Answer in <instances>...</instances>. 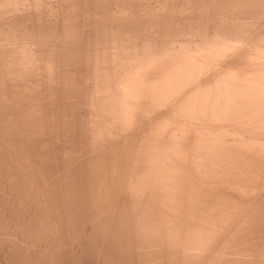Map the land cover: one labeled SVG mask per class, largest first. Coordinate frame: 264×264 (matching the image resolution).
I'll list each match as a JSON object with an SVG mask.
<instances>
[{"label":"bare ground","instance_id":"obj_1","mask_svg":"<svg viewBox=\"0 0 264 264\" xmlns=\"http://www.w3.org/2000/svg\"><path fill=\"white\" fill-rule=\"evenodd\" d=\"M89 1H79L82 3L80 6L83 9L88 7ZM96 1L94 3L98 4V9H102H100L101 12L106 10V7L105 9L103 7L107 5L103 2L107 3L108 0ZM59 2H62L60 7L65 5V9H68L62 0ZM75 2L72 5H75ZM102 3L104 6L99 5ZM80 6L78 5L79 9L74 8L77 13L74 9L72 13L77 15L78 10L80 12ZM170 10L168 12L172 13ZM64 12L61 13L64 14ZM99 15L101 16V13ZM168 15L166 14L167 17L164 19H167ZM100 16L99 18L103 17ZM157 16L156 19L161 15ZM199 16L202 17L203 14ZM207 16H209L208 13ZM72 17L74 19V16ZM107 17L106 19L103 17L102 20L105 22L108 20ZM87 18L84 17V19ZM59 20L58 22H61L65 19ZM68 20L70 19H66ZM230 20L228 22L225 20V24H230ZM80 22L77 23H79V29H82L80 25L83 22L81 24ZM106 22L104 25L100 22V27L95 28L97 34L91 33L92 36L97 35L94 39L89 36L94 41L91 42V39H88V33L85 32L88 28H86L82 32L74 29L75 33L77 32V38L72 37L74 41H68V38L69 43L65 39L66 30L64 26L62 27L66 24L65 22L61 24L62 22L55 21L58 26L51 34L45 27L43 28L45 24L41 28V24L37 25L38 29L29 31L27 28L19 29V23H17L15 26L16 28L18 26L20 30L19 35L23 36L20 44L17 43L18 46L15 45L8 50L0 48V226L2 224L3 227L8 228L7 230L15 231L18 239L13 241H19L15 244L11 243L13 245L8 254L3 256L4 260H1L0 264H254L255 260L252 259L255 256L244 254L245 251L241 253L240 247L239 249L229 247L232 242L230 239H228L229 244H226L229 234L237 228L239 223L241 224L244 213L248 211L247 203L251 202V198L249 197V201L237 207H233L235 205L233 202V206L231 202L227 204L228 206H216L214 202V206L208 205L202 198L197 201L200 203L202 201L201 204L198 203V206L194 204L196 209L194 205H188L195 196L191 197L187 192L189 190V192L191 190L203 192L207 185L214 191L218 187L216 184L224 183L226 179L228 185L233 184L228 180L234 178L233 173L242 170L244 171L240 172L241 175L236 174L239 179L236 176L234 178V187L242 186L244 182L250 185L251 178L250 181L246 178L247 182L240 181L247 170L244 168H248L249 162H253V159L258 161L257 155L262 154L264 161V34H256L259 38L256 37L258 43L254 42V35L253 39L250 36L249 40L254 42L250 44L245 37L250 34L249 30L246 31L247 28L238 27L241 33L243 29L246 31L242 35H238L237 31L234 33V29L229 30L231 24L226 27L227 31L233 32H230L231 34L225 33L226 29L224 32L225 27L222 28L223 32H219L221 28L218 30L215 27V32L210 33L209 29H206L209 28L206 24L208 21H205V25L200 29L193 30L191 27L189 31H185V37H175V34L171 37L173 33L169 37L167 34L171 30L169 28L170 31L166 32L164 22L162 25L166 30L161 27L158 29V27L156 29L159 32L155 29L158 33L154 32L156 35L152 33L154 37L147 40L144 37L143 42H140L142 39L138 38V35L142 33L134 36V32L132 36L127 32V35L132 37L124 39L123 37L126 36V32L122 36L124 29L123 31L119 29L120 34H116L115 27L113 26L114 31L112 29L109 31V24ZM242 23L244 24L242 26L247 25ZM236 24L235 26H238ZM154 25L157 26L156 23ZM70 28L73 27L69 26L68 29ZM109 28H111L110 25ZM2 30L4 34L11 31L9 29L5 31V28ZM164 31L166 33H163ZM109 32L111 34L114 32L112 41L109 39ZM245 33L248 34L244 35ZM88 40L92 43L90 47L95 46L94 49L92 48L94 52L90 51L92 56H89L94 60L90 65L95 68V70L92 69L95 74L91 71L95 80L92 77L94 83L92 85L90 81L91 85L89 84L88 74L91 73L86 70L88 74H83L87 75L84 80L87 85L83 86L85 77L81 74L83 68L81 62L84 59V52L88 50ZM47 44L51 47L49 48ZM85 57L88 63L91 59H87L88 53ZM66 62L68 66L70 63L73 64V67L69 66L68 70L70 77L71 74L72 78L76 76L74 81L66 76L68 72L64 70ZM62 67L66 73L61 70ZM71 70L76 75L73 76ZM8 75L18 76L14 81L16 85H9L10 81H7L11 78H8ZM26 75L27 78L32 77V80L28 78L26 81ZM22 87L23 90L26 87L27 93L23 92ZM18 88L22 91H18ZM25 100L28 103L25 104ZM81 108L84 110L82 111ZM20 109L22 113L19 112ZM33 138L36 140L39 138L38 141L44 143L43 147L48 149L46 153V150L42 152L43 156L40 153L41 156L37 157L30 155L33 152L31 148L32 152H29V147L26 148L27 145L24 146L21 143L22 140H33ZM88 138L91 139L89 140L91 148L94 147L95 151H100L103 157L97 156L99 160L91 158L92 161H89L87 158L84 159L85 161L81 159L79 161L77 156L81 154H76L82 144L85 143L84 146H88ZM75 142H79L80 147L79 145L77 147ZM57 143L62 145L57 146ZM84 146L82 145L81 148L83 149ZM82 149L81 151H84ZM251 152L257 154L253 155ZM247 153L249 156L251 154L254 156L250 157V161L247 159L249 158L246 156ZM231 154L234 158L236 157V160ZM92 157L95 158V156ZM244 157L246 158L241 163L239 160H243ZM260 159L258 162L262 163ZM232 160L233 163L238 162L233 164ZM89 164H91L90 169ZM240 164H243V169ZM230 167L234 170L232 174ZM228 168L231 170L230 173ZM215 170L221 177L217 176ZM222 170L226 172L223 173ZM248 170L251 171L250 168ZM249 171L246 172L245 177ZM88 173H91V179L96 178L97 183L91 180L92 189L89 185L87 186L90 181ZM224 174L225 176H222ZM229 174L232 177L228 176ZM198 177H204L206 180L211 178L209 182L214 179L216 181L218 178L220 181L209 184L208 180L206 183L204 179L201 180ZM195 178L199 180L197 179L196 182ZM237 183L238 185H235ZM212 185H215L216 189ZM260 185V191H264V185L262 183ZM219 186H221L218 187L219 190L225 189L223 184ZM253 186L249 187L259 190V187L256 189ZM231 187L229 185L226 189L240 190L239 187H232V189ZM249 187L242 186L241 189L253 190ZM88 190H91L89 193L94 190H105L106 198L104 193L100 192L104 200H98L96 203L95 200L98 198L93 196L95 192H92L93 195L90 193L96 198L92 197L94 200H91ZM213 191L210 192L213 193ZM121 192H125L123 194L127 197L124 203L115 200V197L119 196L117 194L120 193L121 196ZM192 192L191 194L194 193ZM207 195L206 198L209 199V194ZM213 199L215 201V198ZM125 202L130 204L126 205ZM100 203L103 206H100ZM120 204L125 206L121 207ZM225 211H227V217L222 218L223 214H226ZM246 215L245 218H247ZM249 217L248 220L251 218ZM246 224L249 225V223ZM0 228L1 231L4 230ZM10 231L5 232L6 235H9ZM135 248L136 252L133 251ZM140 248L141 252L144 250L143 253L139 252Z\"/></svg>","mask_w":264,"mask_h":264},{"label":"rangeland","instance_id":"obj_2","mask_svg":"<svg viewBox=\"0 0 264 264\" xmlns=\"http://www.w3.org/2000/svg\"><path fill=\"white\" fill-rule=\"evenodd\" d=\"M28 1V2H27ZM60 0H0V27H2V28H0L1 29V35H0V48H2L3 50H8L10 47L11 48H14L15 47V45H17V43L18 44H20V41H22V37H20V35H19V33H20V30L19 29H22V28H27V29H29V31H33L34 30V28H37V27H39L40 26V24H41V26H40V28L43 26V28L45 27L46 28V30L51 34V32L53 31V32H55V27L57 28V23H61V24H63V22H65L66 24L64 25H62V27L64 26V28H65V30H66V32L65 33H67V35L65 34V39H66V41H67V39L69 38V39H71V40H69L68 39V41H74L76 38H77V32H79V30H81L80 32H82V31H84L86 28H88V30L86 29V31L85 32H87L88 34V39H91L90 37L92 36V34H94V32H95V34H97V30H95V28L96 29H98L97 27H100V22H104V20H102V18L103 19H106V16H108L107 17V19L108 20H105V22L107 23V24H109L110 26H111V28H109V25H108V29H109V31H111L110 29H112V31H114L115 29H116V34H120V30L119 29H122L121 31H123V29H124V31H123V34H122V36H124L125 35V32H126V36L125 37H123L124 39H126V38H128V37H132L133 36V34H134V32H135V34H134V36L135 35H138V34H141V35H138L137 37L138 38H140V39H142V40H140V42L142 41L143 42V38L145 37V39L147 40V39H149V38H152V37H154L153 36V34H154V32H156V33H158L159 32V30L158 29H163L165 26H166V29H167V31L166 32H169L170 30L172 31H170V33H168L167 35L169 36H171V34H172V36L171 37H173V35L175 36V37H185L186 35H184V34H186V32L185 31H189V29L192 27V29L193 30H198V29H200V27L201 26H204L205 24L204 23H206L205 21H208V23H206V24H208L207 26H209V28H206V29H209L208 31H210V33L211 32H215L214 30L217 28L218 30H219V28H221V31H219V32H223V30H224V32H225V29H226V32L225 33H236V31H237V33L239 32V34L238 35H242L243 33H244V29H246V31H248L250 34H249V36H245V37H247L248 38V40H249V38H250V36H251V38L253 39L254 37H255V43L257 42L256 41V37L258 36V35H260V33L261 34H264V0H229V2H228V0L227 1H225V0H202V1H200V0H179V1H177V0H108L107 1V3H105V2H103L104 3V5H107V6H104L103 5V3L102 4H99V5H103L104 7H103V9H105V7H106V10H103V12H101V10L100 9H98L99 7L97 6L98 4L97 3H94V1H96V0H94V1H89V3L88 4H90V5H88V7H85L84 9H86L87 10V8H88V10L86 11L85 10V12L83 11L84 9H83V7H81L80 6V4H82V3H80L79 1H81L82 2V0H62L63 1V4H66L67 6L66 7H68V9H65V5H63L64 6V9H63V6L62 7H60L59 5H61L62 4V2H59ZM65 1H66V3H65ZM73 1V2H72ZM76 1V2H75ZM79 3H78V2ZM126 1V2H125ZM139 1V2H138ZM175 3H174V2ZM210 1V2H209ZM219 1V2H218ZM233 1V2H232ZM238 1V2H237ZM241 1V2H240ZM4 2V3H3ZM9 3V2H11L10 4H12V5H10V4H7V3ZM25 2V3H24ZM36 2V3H35ZM41 2V3H40ZM43 2H45V3H43ZM74 2H75V5H76V3H78L77 4V6H75V5H72V4H74ZM91 2V3H90ZM97 2V1H96ZM122 2H124V3H122ZM136 4H135V3ZM208 4H207V3ZM215 2V3H214ZM221 2V3H220ZM24 3V4H23ZM32 3V4H31ZM61 3V4H60ZM111 3V4H110ZM170 3V4H169ZM174 3V4H173ZM203 3V4H202ZM224 3V4H223ZM240 3V4H239ZM16 5V7H15V5ZM23 4V5H22ZM51 4V5H50ZM92 4V5H91ZM128 4V5H127ZM165 4V5H164ZM172 4V5H171ZM194 4V5H193ZM260 4V5H259ZM17 5H20V6H17ZM43 5V6H42ZM46 5V6H45ZM78 5L80 6V12H79V10H78V14L77 15H81L82 17L84 16V17H86L87 18V16H88V18L87 19H84V17H83V19H82V17H76L77 15H75L76 13H77V10L75 11V9H79V7H78ZM121 5V6H120ZM137 5V6H136ZM192 7H191V6ZM203 5H204V7H203ZM223 5V6H222ZM6 6V7H5ZM21 6H23V7H21ZM58 8H57V7ZM97 6V7H96ZM132 6H133V8H132ZM159 6H160V8H159ZM164 8H163V7ZM168 8H167V7ZM172 6V7H171ZM177 7V8H175V7ZM206 6H208V7H206ZM224 6H226V7H224ZM237 6V7H236ZM240 6V7H239ZM244 6V7H243ZM73 7V8H72ZM78 7V8H77ZM90 7H91V9H90ZM94 7V8H93ZM95 7L97 8V9H95ZM101 7V6H100ZM158 7V8H157ZM203 7V8H202ZM49 8V9H48ZM55 8H57V9H55ZM59 8L61 9V10H59ZM72 8V9H71ZM75 8V9H74ZM140 8V9H139ZM211 8V9H210ZM234 8V9H233ZM246 8V9H245ZM2 9V10H1ZM9 9V10H8ZM32 9V10H31ZM73 9H74V12H76V13H72V11H73ZM83 9V10H82ZM129 9V10H128ZM172 10V13L171 12H168L169 10ZM261 9V10H260ZM37 10V11H36ZM56 10V11H55ZM64 10H65V12H64ZM81 10H82V12H81ZM93 10L95 11V12H93ZM117 10V11H116ZM155 10V11H154ZM164 10V11H163ZM166 10H167V12H166ZM170 10V11H171ZM175 12H174V11ZM193 10V11H192ZM200 10V11H199ZM208 10H210V11H207ZM232 10V11H231ZM3 13H2V12ZM64 12V14L63 13H61V12ZM97 11V12H96ZM99 11V12H98ZM105 11H106V13H105ZM123 11H124V13H123ZM160 11L163 13L164 12V14H165V16H164V14H162V13H160ZM178 11V12H177ZM213 11V12H212ZM238 11V12H237ZM22 12V13H21ZM27 12V13H26ZM93 12V13H92ZM141 12V13H140ZM157 14H156V13ZM166 12V13H165ZM205 12V13H204ZM230 12V13H229ZM233 12V13H232ZM2 13V14H1ZM16 13V14H15ZM24 13V14H23ZM61 13V14H60ZM69 13V14H68ZM71 13V14H70ZM81 13V14H80ZM87 15H85V14ZM101 13V16H103L102 18H99V16H98V14H100ZM102 13L105 15H102ZM119 13V14H118ZM153 13V14H152ZM158 13H160V14H158ZM183 13V14H182ZM207 13H208V15L210 16H207ZM232 13V14H231ZM240 13V14H239ZM32 14V15H31ZM67 16V17H69V18H67V17H65L64 18V16ZM72 14H74V15H72ZM149 14V15H148ZM166 14L168 15V14H172V15H168L169 17L167 18V19H164V18H166L167 16H166ZM200 14H203V16L201 17V16H199ZM212 14V15H211ZM239 14V16H238V18H237V15ZM4 15V16H3ZM11 15V16H10ZM22 15L24 16V17H22ZM27 15V16H26ZM35 15V16H34ZM50 15V16H49ZM60 15V16H59ZM70 15H71V17H70ZM157 15H161V16H159V18H157L156 19V16ZM235 15H236V17H235ZM30 16V17H29ZM72 16H74V19H73V17ZM100 16V17H101ZM164 16V17H163ZM222 16V17H221ZM230 16V17H229ZM243 16V17H242ZM8 17H9V21H8ZM11 17V18H10ZM30 19H29V18ZM41 17V18H40ZM47 17V18H46ZM52 17V18H51ZM58 17H60V18H62V19H65V20H61V22H58V20L60 19H58ZM127 17V18H126ZM129 17H130V19H129ZM135 17V18H134ZM138 17V18H137ZM150 17V18H149ZM158 17V16H157ZM160 17H161V19H160ZM201 17V18H200ZM235 17V18H234ZM2 18V19H1ZM19 18V19H18ZM31 18H32V20H31ZM39 18V19H38ZM72 18V19H71ZM78 18V19H77ZM132 18V19H131ZM155 18V19H154ZM171 18H173V19H171ZM205 18H207V19H205ZM215 18V19H214ZM232 20H234V23H233V20L231 21L230 19ZM240 18V19H239ZM6 19V20H5ZM17 19V20H16ZM58 19V20H57ZM66 19H70V20H68V21H66ZM76 19V20H75ZM113 19V20H112ZM155 21H153V20ZM160 21H159V20ZM162 19H164L163 20V22H162ZM178 19V20H177ZM192 19V20H191ZM199 19V20H198ZM210 19V20H209ZM226 20V22H228V20H230L229 22H231L230 24L231 25H234L233 27L229 24V23H227V24H225L226 22H225V20ZM247 19V20H246ZM14 20V21H13ZM78 20V21H77ZM87 23V24H85V22ZM97 20V21H96ZM130 20V21H129ZM132 20H134V21H132ZM156 20H157V22H156ZM212 20V21H211ZM243 20H245V21H243ZM1 21H3V23L1 22ZM8 21V22H7ZM20 21H21V23H20ZM27 23H26V22ZM34 21H35V23H34ZM55 21L57 22L56 24H55ZM60 21V20H59ZM71 23H70V22ZM74 21V22H73ZM75 21H77V22H79V21H81L80 22V28H84L83 30L82 29H79V26H78V24L79 23H77L76 22V24H75ZM88 21V22H87ZM151 21V22H150ZM159 21V22H158ZM167 21V22H166ZM181 23H180V22ZM189 21V22H188ZM201 21H202V23H201ZM24 22V23H23ZM29 22V23H28ZM104 22V23H105ZM126 22V23H125ZM138 24H137V23ZM160 22H161V24H160ZM165 22V23H164ZM173 22H175V23H173ZM200 22V23H199ZM214 22H216V23H214ZM222 22V23H221ZM237 22H239V23H237ZM242 22H244L245 23V25L246 26H242V25H244ZM253 22L255 23V24H253ZM10 23V24H9ZM17 23H19V29H18V26H17V28H16V26L15 25H17ZM31 23V24H30ZM50 23V24H49ZM68 23H70V25L68 24ZM98 23H99V26H98ZM104 23L103 24H101V25H104ZM121 23V24H120ZM150 23V24H149ZM157 24V26L156 25H154V24ZM164 23V25H162ZM170 23V24H169ZM237 23V24H236ZM259 23V24H258ZM9 24V25H8ZM25 24V25H24ZM68 24V25H67ZM75 24V25H74ZM94 24V25H93ZM96 24V25H95ZM107 24H105L106 26H107ZM119 24V25H118ZM124 26H123V25ZM131 24V25H130ZM152 24V25H151ZM169 24V25H168ZM180 24V25H179ZM202 24V25H201ZM215 24V25H214ZM221 24H223V25H221ZM235 24L236 25H238V26H235ZM241 24V25H240ZM253 26H252V25ZM261 24V25H260ZM2 25V26H1ZM14 25V26H13ZM37 25H39V26H37ZM52 25H54V26H52ZM56 25V26H55ZM67 25V26H66ZM73 25V26H72ZM87 25V26H86ZM116 25H118V26H116ZM137 25H138V27H137ZM213 25V26H212ZM228 25H230L229 27H230V29L229 30H233V32L232 31H227V26ZM250 25V26H249ZM7 26L9 27V28H7ZM21 26V27H20ZM26 26V27H25ZM47 26V27H46ZM69 26L70 27H73L72 29L70 28V29H68L69 28ZM75 26V27H74ZM82 26V27H81ZM85 26V27H84ZM96 26V27H95ZM115 28H114V27ZM156 26V27H155ZM164 26V27H163ZM190 26V27H189ZM212 26V27H211ZM219 26V27H218ZM222 26V27H221ZM248 26V27H247ZM5 28V31H9V30H11V31H9L8 33L7 32H5V34L3 33L4 31L2 30V29H4ZM13 29H12V28ZM29 27V28H28ZM78 27V28H77ZM94 27V28H93ZM118 27V28H117ZM147 29H146V28ZM155 27V28H154ZM159 27V28H158ZM161 27V28H160ZM184 27V28H183ZM196 27V28H195ZM216 27V28H215ZM223 27H225L223 30H222V28ZM228 27V28H229ZM235 27H236V30H235ZM238 27L240 28V29H242L243 27H244V29L242 30V32L243 33H241V30H239L238 31ZM11 28V29H10ZM32 28V29H31ZM39 28V29H40ZM51 30H50V29ZM54 30H53V29ZM77 28V29H76ZM107 28V27H106ZM113 28H114V30H113ZM126 28V29H125ZM135 28V29H134ZM156 28H158V29H156ZM170 28V30H168ZM174 28H176V29H174ZM195 28V29H194ZM258 28V29H257ZM6 29H9V30H6ZM15 29H17V30H15ZM38 29V28H37ZM77 31L76 33H75V30ZM95 31H94V30ZM119 31H118V30ZM129 29V30H128ZM134 29V30H133ZM155 29L156 30H158V32L157 31H155ZM165 28L163 29V30H166ZM13 30V31H12ZM15 30V31H14ZM19 30V32H17ZM70 32H69V31ZM73 30V31H72ZM90 30H91V32H90ZM127 30V31H126ZM131 30H133L132 32H131ZM138 30L139 31V33H138V31L136 32V31ZM148 30V31H147ZM153 30V31H152ZM183 30V31H182ZM203 30V29H202ZM257 30H258V32H257ZM3 31V32H2ZM162 31V30H161ZM217 31V30H216ZM245 31V32H246ZM251 31V32H250ZM14 32V33H13ZM52 32V33H53ZM73 32V33H72ZM93 32V33H92ZM127 32L128 33H131V34H128V35H132V36H128L127 35ZM149 32V33H148ZM151 32V33H150ZM165 31L163 32V33H166ZM183 32H185V33H183ZM11 33H13V34H11ZM92 33V34H91ZM114 32H112V34H111V32H109V36H110V40L112 41V39L114 38H111L112 37V35L114 36V34H113ZM153 33V34H152ZM156 33L154 34V35H156ZM230 33V34H231ZM241 33V34H240ZM252 33V34H251ZM15 34V35H14ZM75 36H74V35ZM111 34V35H110ZM115 34V35H116ZM248 33H245L244 35H247ZM256 34H258V35H256ZM10 35V36H9ZM12 35V36H11ZM14 35V36H13ZM71 35H73V36H71ZM84 35L86 36V34L84 33ZM150 37H149V36ZM178 35V36H177ZM183 35V36H182ZM237 35V34H236ZM253 35H254V37H253ZM2 36V37H1ZM5 36H7V37H5ZM19 36V37H18ZM68 36V37H67ZM90 36V37H89ZM95 36V35H94ZM92 36L93 37V39L97 36ZM148 36V37H147ZM169 36V37H170ZM75 38V39H73V38ZM120 37H121V35H120ZM260 37V36H259ZM258 38V37H257ZM7 39V40H6ZM12 39V40H11ZM18 39V40H17ZM259 39V38H258ZM257 39V40H258ZM28 40H29V38H28ZM248 40H247V42H248ZM67 41V42H68ZM89 41V40H88ZM92 41H94V40H92L91 39V42ZM259 41V40H258ZM10 44H9V43ZM90 41L88 42V50H86V51H88L87 53H88V58L87 59H90L91 57H89V56H92L91 54V52H94L93 51V49L95 48V46L94 47H90V46H92V43H91ZM146 42V41H145ZM249 42H250V44H251V42L252 43H254L252 40H249ZM15 43V44H14ZM69 43V42H68ZM89 43H91V44H89ZM258 43V42H257ZM13 44V45H12ZM95 44V43H94ZM12 45V46H11ZM90 45V46H89ZM8 46V47H7ZM14 46V47H13ZM18 46V45H17ZM47 46L49 47H51V45H49V44H47ZM5 47V48H4ZM49 47V48H50ZM93 48V49H92ZM86 51L84 52V54H83V61L81 62V63H83V64H81V65H83V66H81V67H83L81 70H82V72H81V74H88V73H91V71H93L92 73L93 74H95L94 72V70H95V68L93 67V65L91 66L90 64H93L92 63V61H94V60H92L93 59V57L89 60V62L87 63V61L88 60H86V57H85V55L87 56V53H86ZM91 51V52H90ZM86 53V54H85ZM90 53V54H89ZM73 63V62H72ZM66 64V66H64V70H66V72H67V70L68 69H70L71 68V66L73 67V64L71 65V63H70V68H69V66L67 65L68 64V62H66L65 63ZM85 64V65H84ZM64 65V64H63ZM74 65H75V63H74ZM62 65H60V67H61ZM84 66H86V68L88 67H90L89 69H86ZM68 67V68H67ZM93 67V68H92ZM66 68V69H65ZM61 69V68H60ZM74 68H72V70H73ZM92 69H94V70H92ZM61 70H63V67H62V69ZM63 70V72H65ZM72 70H71V73H73V76L74 75H76V74H74V71L72 72ZM89 71L88 73H87V71ZM65 72V73H66ZM67 73H68V75H67ZM66 73V76L69 78L70 76V71L68 70V72ZM92 73L91 74H88V82H89V84L91 85V82L90 81H92V79L94 78V75H92ZM84 74H83V76H84ZM13 75V74H12ZM12 75H8L9 77L8 78H11L10 80H8L7 82H9V85L10 84H13V85H16L15 84V82L14 81H16L17 80V77L18 76H12ZM65 76V77H66ZM83 76H82V79H83ZM76 76H74V78H75ZM85 78L83 79V81L86 79V77H87V75H85L84 76ZM93 77V78H92ZM13 78V79H12ZM16 78V79H15ZM23 78V77H22ZM25 78H27V75L25 76ZM28 78H31V80H32V77H29L28 76ZM28 78L26 79V81L28 80ZM70 78H72V74H71V77ZM74 78H72V79H70L71 81H74ZM94 80H95V78H94ZM93 80V81H94ZM92 81V85H93V82ZM13 82V83H12ZM71 84L73 83V82H70ZM83 83H85V81L83 82ZM87 83V82H86ZM84 84L83 86H86L87 84ZM28 85H30V83H28ZM28 85H27V90H28ZM32 85V84H31ZM74 85V84H73ZM19 90L18 91H22L23 90V87L21 88L22 90H20V88H18ZM32 89H33V87H32ZM26 90V87H25V89L23 90V92H26L25 91ZM15 91H16V89H15ZM29 91L30 90H28L27 92L29 93ZM88 91H89V89H88ZM26 92V93H27ZM24 94V93H23ZM22 96H24V95H22ZM21 96H19V98H20ZM21 100H23V99H21ZM26 101V100H25ZM24 101V102H25ZM22 102V101H21ZM24 102H23V104H24ZM26 103H28V101H26L25 102V104ZM22 105V104H21ZM85 108V107H84ZM23 110V109H22ZM81 110L83 111L84 109L83 108H81ZM88 110H89V107H88ZM19 112H21L22 113V111H21V109L19 110ZM26 119V118H25ZM89 119V118H88ZM90 122V121H89ZM88 122V123H89ZM90 137V136H89ZM38 140H39V138H37ZM32 139H30V140H22V144L24 145V146H26V148H28L29 147V152H32V154L30 153V155H34L35 157H37L38 155L39 156H41L43 153V151L44 150H46L44 147H43V144L44 143H42L41 141H38V140H36V138H33V140L31 141ZM91 141V139L90 138H88V146H84V144H82L84 147H83V149L81 148L82 147V145H81V147H80V145H79V142L78 143H76L75 145H77V147H78V145H79V147H80V149H78V153L76 154V155H79V154H81V155H79V156H81V157H79V156H77L78 158L77 159H79V161H80V159L81 160H83V161H85L84 159H87V158H89L88 160L89 161H92V160H95V159H97L99 156H100V158L101 157H103V156H101L100 155V151H98V150H94L93 148L94 147H92L91 148V144H89V143H91L90 141ZM30 141H31V143L32 142H34L33 144H31L30 143ZM38 141V142H37ZM37 142V143H36ZM20 143V144H21ZM25 143H27V144H25ZM28 143H29V145H28ZM59 144H61V143H57V146H59ZM39 145V146H38ZM62 145V144H61ZM21 146V145H20ZM33 146V147H32ZM43 148H42V147ZM21 147H23V146H21ZM35 147V148H34ZM23 148H25V147H23ZM25 148V149H26ZM30 148H31V150H30ZM41 148L43 149L42 151H41ZM48 148V147H47ZM85 148V149H84ZM88 150H87V149ZM91 148V149H90ZM81 149L82 150H84V151H81ZM82 152H80V151ZM100 150V149H99ZM102 150V149H101ZM37 151H39V152H37ZM48 151V149L45 151V153ZM90 151V152H89ZM35 152V153H34ZM87 152H89V153H87ZM94 152V153H93ZM95 152H97V153H95ZM241 152V151H240ZM239 152V153H240ZM34 153V154H33ZM41 155H40V154ZM102 153V152H101ZM231 153V152H230ZM232 153L234 154V152L232 151ZM236 153H237V151H236ZM243 153H244V151H243ZM252 153V152H251ZM250 153V154H251ZM37 154V155H36ZM241 154V153H240ZM253 154V153H252ZM250 155L249 156V154L247 153L246 154V156H249V158L247 157V159L249 160L250 159V157H252L254 154L256 155L257 153H254L253 155ZM45 155V154H44ZM102 155H103V153H102ZM230 155V154H229ZM232 155V154H231ZM235 155V154H234ZM43 156V155H42ZM75 156V155H74ZM92 156H95V158H93ZM98 156V157H97ZM259 156H260V158H259ZM257 155L256 156V159L258 158V161H259V159L260 160H262L261 162L262 163H260V162H258V161H254V159L253 158H251V160L253 159V162H249V165H250V163H251V165H253V164H256L255 166L253 165V166H249L248 165V163H247V165H248V168H244V167H242V165H241V169H247L244 173L246 174V172L247 171H249L248 169L250 168V170L251 171H249V173H248V175H246V177H245V174L244 173H242V175L244 174V178H241L240 179V181L242 180V181H248L246 178H248L249 179V181H250V178H251V181L249 182V183H251L250 185H248V183L246 184L245 182H244V184H246V186L247 187H249V186H253V187H255L256 185H260L261 183H262V185H264V161H263V156H262V154H260V155ZM83 157H85V158H83ZM232 157H233V155H232ZM240 157V156H239ZM254 157V156H253ZM74 158H76V157H74ZM91 158H92V160H91ZM227 158V157H226ZM234 158V157H233ZM236 158V157H235ZM234 158V159H235ZM245 158L246 157H244L243 158V160H239V161H241V163H242V161H244L245 160ZM230 159V158H229ZM232 159V158H231ZM233 159V160H234ZM97 160H99V159H97ZM232 160V163L236 160H234L233 161ZM238 160V159H237ZM231 161V160H230ZM250 161V160H249ZM220 162V161H219ZM238 162V161H237ZM237 162H235V163H233V164H236ZM247 162V161H246ZM220 163H222V162H220ZM225 163V162H224ZM229 163V162H228ZM253 163V164H252ZM259 163H260V165H259ZM226 164H227V162H226ZM232 164V165H233ZM90 165V167H89V169L91 168V164H89ZM224 165V164H223ZM229 165H230V163H229ZM231 165V166H232ZM239 165V163L236 165V168H237V166ZM258 166V167H257ZM221 167V166H220ZM233 167V166H232ZM239 167V166H238ZM246 167V166H245ZM253 167V168H252ZM261 167V168H260ZM224 168H225V166H224ZM227 168V167H226ZM234 168V167H233ZM219 168H217V170H218ZM221 169H222V167H221ZM230 169H231V167H230ZM235 169V168H234ZM238 169V168H237ZM257 169V170H256ZM217 170H215L216 172L215 173H217ZM228 170H229V168H228ZM232 170V169H231ZM231 170H229L228 171V173H230L231 172ZM236 170V169H235ZM253 170V171H252ZM261 170V171H260ZM89 171V170H88ZM219 171H220V169H219ZM240 171V170H239ZM242 171H244V170H242ZM242 171H240V172H242ZM91 172V171H90ZM222 172H223V170H222ZM221 172V173H222ZM224 172H226L225 170H224ZM223 172V173H224ZM234 172V170H232V172H231V174ZM236 172V171H235ZM240 172H237V173H233V177L234 178H238V176L236 175V174H240ZM99 173V172H98ZM214 173V172H213ZM214 173V174H215ZM220 173V174H221ZM259 173V174H258ZM261 173V174H260ZM90 174V175H89ZM211 174V173H210ZM226 174V173H225ZM225 174L224 175H222V176H225ZM231 174H229L228 176H231L232 177V175ZM235 174V175H234ZM254 174V175H253ZM255 174H258L257 176L255 175ZM93 175V174H92ZM94 175H95V173H94ZM93 175V176H94ZM241 175V174H240ZM240 175H239V177H240ZM87 176L89 177V182H88V184H87V186L89 185L90 187V189H92V182H93V180L94 179H91V173H88L87 174ZM92 176V177H93ZM217 176H218V173H217ZM227 176V177H228ZM236 176V177H235ZM253 178H252V177ZM260 176H263V177H260ZM95 177H97V176H95ZM95 177H93V178H95ZM215 177H216V174H215ZM218 177H221V175L220 176H218ZM227 177H225V178H227ZM242 177V176H241ZM199 178V177H198ZM198 178H195L196 180V182H197V179ZM217 178V177H216ZM234 178H232V180H228V181H231V183H233V184H229L230 185V187H231V185H233L232 187H234ZM254 178L257 180V182H256V180H254ZM259 178V179H258ZM261 178V179H260ZM199 179H204L205 181L204 182H206L207 180V182L210 184V183H217V181H220L219 180V178L218 179H216V181H211V182H209V179H211V178H209V179H205L204 177L202 178H199ZM198 179V180H199ZM222 179V178H221ZM230 179V178H229ZM239 179V178H238ZM237 179V181H239ZM243 179H246V180H243ZM91 180H92V182H91ZM212 180V179H211ZM227 180V179H226ZM225 180V182L224 183H226V185L224 186V183H221V184H219L218 183V185L216 184V186H218V187H221V186H219V185H222L223 184V188L225 187V189L224 190H219L218 189V187H217V189L215 188L216 186L215 185H212V186H214V189H216V190H214L213 191V189H209L208 188V185L205 187V186H203V187H205V189L207 188V189H209V190H205L204 189V191L206 192V194H205V192H204V194H203V192H200L199 190H191V192L193 193V194H191V192H187L188 194H190V196L191 197H194L195 196V198H193L194 200H192V202L191 201H189V198H188V200H187V202L189 203L188 205H190V206H192V205H196L197 204V206H198V203H200V201L199 202H197L198 200H202V198H203V201L204 200H206V201H204V203H207L208 205H213L214 206V203L216 204V206L217 205H219V206H222V205H225V206H228L229 204H230V202H231V205L233 206L234 204L233 203H235V205L233 206V207H237V206H241V205H243V204H245L246 202H247V200L249 201L250 200V198H251V202H249V203H247V207H246V210L248 209V211H246L245 213H244V217H242V219H241V224L239 223V225H237V228H235V230H233L230 234H229V236H228V238H227V240L228 239H230L232 242H230L229 240L228 241H226V244L228 245L229 244V242H230V244H229V247H231V248H237V249H239V247H240V249H239V251L241 252V253H244L243 251H245V253L244 254H251L252 256V260L254 261L255 260V262H254V264L256 263V264H258V263H261V264H264V263H262V262H264V241H263V237H264V191L263 190H261L260 191V186L258 185V187H255L256 189L258 188L259 190H255V189H253V188H251V187H249V188H251V189H253V190H249L248 188H247V191L246 190H243L244 188H242L241 189V187L243 186V187H245L246 188V186H244V184L242 185V186H239L238 185V183L237 184H235V185H238V187L240 188V192L238 191V190H236V189H234V190H229V188H227L226 189V187H229V185H228V183H227V181ZM253 180V181H252ZM95 183H97L96 182V178H95ZM222 181H224L223 179H222ZM233 181V182H232ZM241 181V182H242ZM261 183H260V182ZM202 182V181H201ZM206 182V183H207ZM240 182V183H241ZM253 182V183H252ZM258 183V184H256V183ZM198 183L200 184V182L198 181ZM197 183V184H198ZM230 183V182H229ZM239 183V184H240ZM243 183V182H242ZM253 184V185H252ZM96 184H94V186H95ZM205 185V184H204ZM228 185V186H227ZM199 186H201V185H199ZM211 186V187H212ZM202 187V188H203ZM209 187H210V185H209ZM232 187H231V189H232ZM238 187H234V188H238ZM88 188V187H87ZM88 188V189H89ZM223 188H221V189H223ZM262 188V187H261ZM264 188V187H263ZM229 190V193L227 192ZM244 192H243V191ZM89 191H91V190H88V193H89ZM99 191V192H98ZM104 191V192H103ZM94 190V192H95V195H93L92 194V192H90L94 197L96 196V198H98V199H96V198H94L93 196H91L90 195V193L88 194V196L90 195V199L92 200L93 198L94 199H96L95 201H96V203H98V200L99 201H102V200H104V196L106 195L105 193V190ZM202 191V190H201ZM213 191V193H211V192ZM237 191V192H236ZM250 191V192H249ZM252 191V192H251ZM263 192V193H260V192ZM93 192V193H94ZM96 192H98V193H96ZM100 192H101V194H103L104 196H102L101 194H100ZM220 194H218V193ZM227 192V193H226ZM248 192H249V194H248ZM123 193H125V192H123ZM122 192H121V196H120V193L119 194H117V195H119L120 197H122V198H120L119 196H116L115 198V200H118V201H120L121 203H124V200H127V199H125V198H127L126 197V194H123ZM207 193L209 194V199L208 198H206V197H208V195H207ZM248 195H247V194ZM258 193H260V195L258 194ZM98 194H100L99 195V197L100 196H102V197H100V199H99V197H98ZM195 194V195H194ZM211 194V195H210ZM216 194H218V196L216 195ZM222 194V195H221ZM225 194V195H224ZM227 194H229V195H227ZM230 194H232V195H230ZM243 194V195H242ZM251 194V195H250ZM254 194V195H253ZM262 194V195H261ZM125 195V196H124ZM193 195V196H192ZM199 195H201V196H203V197H200ZM205 195H207V196H205ZM215 197H214V196ZM235 195V196H234ZM238 195V196H237ZM240 195V196H239ZM250 195V196H249ZM258 195V196H257ZM189 195H188V197H190ZM221 196H223V197H221ZM227 196V197H226ZM254 196V197H253ZM263 196V197H262ZM93 197V198H92ZM190 197V198H191ZM197 197V198H196ZM210 197H212L211 199H210ZM234 197V198H233ZM247 197V198H246ZM250 197V198H249ZM256 197H257V199H256ZM105 198H106V196H105ZM213 198H215V201H214V199ZM218 198V199H217ZM239 198V199H238ZM93 199V200H94ZM187 199V198H186ZM186 199H185V201H186ZM192 199V198H191ZM190 199V200H191ZM221 199V200H220ZM230 199V200H229ZM231 199H233L232 201H231ZM255 199V200H254ZM106 200V199H105ZM217 200V201H216ZM226 202H224V201ZM245 200V201H244ZM220 203H219V202ZM235 201V202H234ZM254 201V202H253ZM256 201V202H255ZM104 202V201H103ZM102 202V203H103ZM195 202V203H194ZM214 202V203H213ZM216 202H218V204L216 203ZM233 202V203H232ZM244 202V203H243ZM253 202V204H251ZM102 203H100L101 205L100 206H103V204ZM126 203V205H129L130 204V202H128V204H127V202H125ZM201 203H202V201H201ZM200 203V204H201ZM203 203V204H204ZM243 203V204H242ZM255 203V204H254ZM199 204V205H200ZM228 204V205H227ZM238 204V205H237ZM251 204V205H250ZM99 204H97V206H98ZM120 205H122V204H120ZM124 205V204H123ZM123 205L121 206V207H123ZM187 205V206H188ZM193 206V207H195L196 208V206ZM205 205V204H204ZM207 205V206H208ZM231 205H230V207H231ZM249 205H250V207H249ZM254 205H255V207H254ZM125 206V205H124ZM202 207H204L203 205H201ZM213 206H211V207H213ZM218 206V208L220 209V207ZM252 206V207H251ZM258 206V207H257ZM189 207V206H188ZM201 207V208H202ZM263 207V208H262ZM190 208V207H189ZM192 208V207H191ZM193 209V210H196V209ZM206 208H209V207H206ZM218 208H215L214 207V209H216L217 211H219L220 212V210H218ZM227 208V207H226ZM229 208V207H228ZM255 208V209H254ZM258 208H259V210H258ZM192 209H190V210H192ZM236 209V208H235ZM223 210H224V207H223ZM230 210H234V208L233 209H231L230 208ZM230 210H227V211H230ZM257 210V211H256ZM261 210V211H260ZM227 211H225L226 212V214H223L221 217L222 218H226L227 216ZM251 211V212H250ZM256 211V212H255ZM218 212V213H219ZM225 212H223V213H225ZM250 214V217H249V214ZM254 213V214H253ZM246 214H248V215H246ZM259 214V215H258ZM262 214V215H261ZM221 215V214H220ZM245 215H246V217L247 218H245ZM248 217L250 218V220H248ZM259 217V218H258ZM245 220V221H244ZM249 221V222H248ZM257 221V222H256ZM246 223H249V225H247ZM248 227H247V226ZM252 225V226H251ZM241 226V227H240ZM246 226V227H245ZM250 226V227H249ZM0 227H2L4 230L6 229H8V228H5V227H3L2 226V224H1V226ZM243 228V229H242ZM246 228V229H245ZM251 229V230H250ZM4 230H2L1 231V228H0V262H1V260L3 261L4 260V258H3V256L5 257L6 256V254H8V251H9V249H10V247L13 245V244H15V243H18L19 241L18 240H16V241H18V242H16V241H13V240H15V239H18V236H16L15 234V231H10V230H7L8 232L10 231V234L8 235H6V233H8L6 230H5V232H4ZM235 231H236V233H235ZM253 233H252V232ZM12 232H14V233H12ZM251 232V233H250ZM235 233V234H234ZM3 234V235H2ZM11 234H14L13 236H15L16 238H14ZM260 234V235H259ZM231 235V236H230ZM234 235V236H233ZM236 235L238 236V237H236ZM4 236V237H3ZM6 237V238H5ZM232 239H231V238ZM13 238V239H12ZM234 238V239H233ZM1 239H3V240H1ZM7 239V240H6ZM244 239V240H243ZM258 239V240H257ZM12 240V241H11ZM20 240V239H19ZM242 241V243L244 244H242L241 243V241ZM255 240V241H254ZM260 240V241H259ZM9 241H11V242H9ZM239 241H240V243H239ZM251 241H252V243H251ZM254 241V242H253ZM237 242V243H236ZM250 244H249V243ZM259 242V243H258ZM11 243H13V244H11ZM231 243H233V244H231ZM247 243V244H246ZM256 243V244H255ZM3 244V245H2ZM238 244H240V246H238ZM251 244H253V245H251ZM261 244V245H260ZM9 245V246H8ZM234 245V246H233ZM242 245V246H241ZM247 245V246H246ZM260 245V246H259ZM238 246V247H237ZM243 246H245V247H243ZM255 246V247H254ZM257 246V247H256ZM8 248V250H7V248ZM243 247V248H242ZM248 247V248H247ZM247 248V249H246ZM256 249V250H254V249ZM261 248H262V250H261ZM261 251V253H260V251ZM141 250V248L139 249V252L140 253H143L144 252V250L141 252L140 251ZM258 250V251H257ZM2 251V252H1ZM134 252H136V248L133 250ZM137 251H138V249H137ZM249 251H251V252H249ZM3 252H5V253H3ZM18 252V251H17ZM138 252V253H139ZM254 252H256V253H254ZM2 253H3V255H2ZM257 254V255H256ZM261 254H262V258H261ZM256 256H258L260 259H261V262H260V259H256V258H258V257H256ZM2 258V259H1ZM259 260V261H258ZM257 261H258V263H257Z\"/></svg>","mask_w":264,"mask_h":264}]
</instances>
